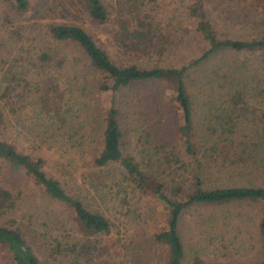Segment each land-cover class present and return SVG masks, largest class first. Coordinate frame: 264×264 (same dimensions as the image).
Segmentation results:
<instances>
[{
	"label": "trees",
	"instance_id": "16d2710c",
	"mask_svg": "<svg viewBox=\"0 0 264 264\" xmlns=\"http://www.w3.org/2000/svg\"><path fill=\"white\" fill-rule=\"evenodd\" d=\"M0 1L5 3L0 28L19 43L21 25L15 22L31 7L43 17L58 5L61 16L74 19L33 22L38 28L33 33L57 46L46 44L35 62L32 56L25 63L12 57L13 66L7 63L0 74V249L9 264H82L102 256L95 251L97 237L108 233L112 223L94 203L99 191L119 195L121 182L127 187L120 196L123 203L129 204L130 192L148 193L163 209L164 224L151 232L164 250L160 264H264V181L222 183L203 167L205 161L213 167H248L259 160L254 137L244 135L233 117L246 109L239 105L242 90L216 94L217 85L223 90L231 80L215 79V53L262 49L264 55V34L217 38L204 0H188L186 15L194 18L207 46L178 64H165L162 58L175 46L178 32L157 0H58L50 6L48 0ZM66 52L73 59L82 57L91 75L74 72L65 80L48 73L55 53L65 57ZM94 78L96 97L89 105L81 85ZM153 80L164 86L160 98L131 95L135 83ZM166 105L178 113L172 138L154 130L152 117ZM91 106L98 114L92 115ZM24 113L30 118L26 144L4 135L11 120L23 119ZM260 118L264 121V109ZM133 125L129 137L127 128ZM245 202L259 205L256 220L231 217L228 209L217 214L216 207ZM21 203L30 206L19 216ZM184 215L191 225L183 231L179 216ZM252 232V259H218L234 247L249 246Z\"/></svg>",
	"mask_w": 264,
	"mask_h": 264
},
{
	"label": "rangeland",
	"instance_id": "374dc122",
	"mask_svg": "<svg viewBox=\"0 0 264 264\" xmlns=\"http://www.w3.org/2000/svg\"><path fill=\"white\" fill-rule=\"evenodd\" d=\"M60 1L69 3L67 0ZM56 2L58 0H48L47 4L50 6ZM187 2L188 0H157V8L162 14H167V16L173 18L178 32L175 46L162 58V62L165 64H178L207 46V42L194 27V18L186 15L185 6ZM4 4V2L0 1V8H3ZM58 8V5L54 6L52 8L53 11L49 10L48 14L43 17L35 14L33 7L25 11L15 22L21 25L19 29L21 30L20 41L22 43L14 41L11 36L5 35L8 34L6 30L0 28V74L7 63L13 66L12 57H18L19 60L21 59L19 63H25L27 61L25 59H30L29 56H32L30 60L35 62L36 53L45 50L46 44L57 46V43L50 38H44L43 36L40 39L35 35L33 30L38 28L33 25V22H43L48 18L54 20L71 18L70 15L61 16ZM204 8L217 38L247 39L264 34V0H204ZM68 9L72 13H77V8L69 6ZM72 17H74L73 14ZM32 36L35 37L32 38ZM23 51H26V53ZM21 55L23 58L20 57ZM55 55L54 60L50 61L47 67L48 73L55 74L57 77L61 76L65 80H71V75L74 72L80 74V77L82 75H91V73H88V66L81 59L82 57L73 59L67 52L65 57L61 53H55ZM215 71L217 74L215 79L219 82L224 81L226 83L231 80V83L223 87V90L221 89V84L217 85L216 94L219 90L229 94L236 90H242L243 92V104L239 101V105H243L246 109L239 116L238 112L235 111L237 114L233 115V117L236 120H240L239 127L244 135L254 137L258 149L256 158L259 160L248 167H236L230 164H224V167L215 164V167H213L211 161H205L203 163L204 170L211 178L216 181L220 180L218 182L222 183L261 184L264 181V121L260 118V111L264 109V55H262V49L249 51L217 50L215 53ZM95 80L96 78L91 79L81 85L82 90L87 95L86 98L89 105L92 102L94 103L93 99L96 97L95 85L93 84ZM74 88L75 86L72 88L71 93ZM130 91L131 95L137 92V96L151 94L160 98L163 94L164 86L158 80L144 81L135 83ZM71 98L73 99V96ZM136 104L139 110L143 109L144 103L142 101L137 100ZM91 113L92 115L98 114V109H92ZM24 114L22 116L23 119L18 117L12 119L10 122L12 127H9L10 130L6 128L4 131V135L9 137L10 134L12 138L14 137L23 142L22 144L27 143V141L24 142L27 138L25 128L28 129V120H30V118H27V114ZM177 115L178 113L172 107L167 105L161 107V110L152 117L156 124L154 126L155 132L161 131L168 138L175 137L178 125ZM149 117L151 120V116ZM125 118L128 122L130 121V116ZM141 119L142 123L147 121V118L142 117ZM92 125L93 136L96 139L95 130L98 128V121L92 123ZM135 126L127 128V136L132 137ZM251 130L253 131L252 134ZM44 167L47 170L51 168L48 162ZM11 181H15L14 178ZM119 188H121L119 195H116L115 190H109V193L108 190L103 193L99 191L101 198L96 200L94 204L110 219L112 228L108 233L97 237L95 251L101 253L102 256H92V259L83 261L82 264H160L164 260V250L153 242L151 232L159 229L164 224L162 207L148 193H144L139 197V192L128 193L127 198L130 202L129 204L123 203L120 196L127 187L121 182L119 183ZM97 189L100 190L98 187ZM42 204L43 202L40 203V205ZM28 206L30 205L21 203L18 206L20 211L17 214L21 216L22 214L19 213H23V208L25 209ZM226 209H228L229 216L237 218L240 215L241 217H247L248 220L250 218L256 220L259 213L258 204L245 202L243 204H228L216 207L218 216L220 211H227ZM53 214L55 215V213ZM224 214H227V212H224ZM179 218L184 231L191 225V218L187 215L179 216ZM26 219L24 218V220ZM252 225L253 223H251V227ZM60 230V228H57L55 232L58 233ZM53 234L55 235V233ZM230 234V232H227L228 236ZM255 237L256 234L252 232L249 240L251 247L250 245L240 247V249L234 247L235 249L229 255L219 256L218 259L241 262L252 259L256 255ZM209 257L211 258L210 255ZM0 264H9L8 256L2 249H0Z\"/></svg>",
	"mask_w": 264,
	"mask_h": 264
}]
</instances>
